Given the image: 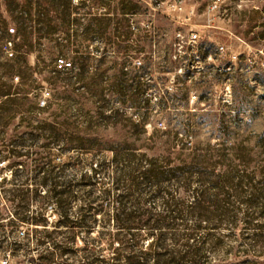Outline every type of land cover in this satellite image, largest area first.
I'll use <instances>...</instances> for the list:
<instances>
[{
  "label": "rangeland",
  "instance_id": "374dc122",
  "mask_svg": "<svg viewBox=\"0 0 264 264\" xmlns=\"http://www.w3.org/2000/svg\"><path fill=\"white\" fill-rule=\"evenodd\" d=\"M145 1L149 5L142 0H0V251L11 254L12 264H40L48 255L57 260L61 250L63 260L71 262L75 254L86 256L87 247L92 264H106V234L122 206L107 175L97 176L90 233L61 224L53 204L46 205L47 227L20 220L41 211L46 188L33 181L14 185L28 174L14 162L30 165L46 155L62 166L80 151L65 152L33 129L62 110L71 114L73 135L105 146H133L178 163L204 154L191 149L225 143L234 153L247 147L251 167L264 163V0ZM121 2L135 8L124 10ZM44 8H51L52 29L28 20L29 11ZM193 32L196 42L189 40ZM60 59L68 70H58ZM85 84L92 85L90 90ZM68 96L69 103L61 99ZM31 132L34 143L19 145ZM12 148L23 155L9 154ZM89 156V151L82 155L85 171L96 166ZM79 180L80 171L68 167L64 181ZM17 188L27 191L31 212L7 198V191ZM106 190L112 191L110 197ZM78 196L85 197L81 191ZM175 197L193 200L183 192ZM155 205L160 209L157 200L141 208ZM73 206L78 212L80 201ZM234 243L227 239L222 252L211 253L207 261L230 260L226 252Z\"/></svg>",
  "mask_w": 264,
  "mask_h": 264
},
{
  "label": "trees",
  "instance_id": "16d2710c",
  "mask_svg": "<svg viewBox=\"0 0 264 264\" xmlns=\"http://www.w3.org/2000/svg\"><path fill=\"white\" fill-rule=\"evenodd\" d=\"M121 4L124 10L135 8L124 2ZM49 10L51 8L38 9L35 13L29 11L28 20L47 24L52 29L48 24L51 21L47 14ZM66 64L65 59H60L58 70H68ZM90 86L85 84L87 90ZM61 99L70 102L69 96ZM80 115L84 116L83 113ZM70 120L71 114L65 109L61 114H55L51 121L43 120L42 126L33 129L46 133L37 136L51 138L50 144L65 152L80 150L72 161L57 166L49 156L41 155L33 158L30 165L18 162L12 165L25 166L28 172L25 181L14 182V185L30 186L33 181L46 188L40 200L41 211L33 216L23 214L20 216L23 223L33 221L35 225L47 227L46 205L53 204L61 212V224L90 233L97 210L93 190L98 174H102L113 180L114 200L122 204L116 209L113 230L106 234V264H210L207 256L222 252L226 240L231 238L235 243L226 252L230 260L218 264H264V222L258 221L264 219V163L257 162L251 167L253 158L248 155L247 147L234 153L233 146L210 144L206 149H191L194 153L203 152L197 154L201 159L194 156L195 159H179L177 163L171 158L150 157L133 146L111 147L76 137L70 130ZM84 133L87 134V130ZM30 135L22 138L19 145H32L35 135L32 132ZM14 150L7 151L14 156L23 155ZM87 151L90 152L89 159L97 162L95 167L92 165L91 170L85 171L80 164ZM106 152L113 156L109 158ZM68 167L80 171L78 182L64 181ZM79 191L85 197L80 198ZM178 192L192 196L193 200L176 198ZM7 193L11 202L18 200L16 207L31 212L27 191L17 188ZM111 193V190L105 191L106 196L110 197ZM156 200L161 204L160 209L156 205L141 208L142 204ZM78 201L79 211L74 212L73 204ZM128 204L134 206L126 207ZM143 216L145 220H142ZM149 236L151 239L146 245ZM92 243L94 241L87 244ZM62 245L55 247L62 248ZM84 250L86 256L75 254V260L71 262L63 260L64 250H61L57 260L54 255H48L40 264H92L91 249Z\"/></svg>",
  "mask_w": 264,
  "mask_h": 264
},
{
  "label": "built area",
  "instance_id": "2783aa9c",
  "mask_svg": "<svg viewBox=\"0 0 264 264\" xmlns=\"http://www.w3.org/2000/svg\"><path fill=\"white\" fill-rule=\"evenodd\" d=\"M14 29H12V32L14 34ZM198 39V34L196 32H193L189 35V40L192 41V42H196ZM13 44V41L12 40H9L8 41V45H12ZM20 236H25L26 235V232L25 231H21L19 232ZM0 264H12V256L9 252L7 253H1L0 251Z\"/></svg>",
  "mask_w": 264,
  "mask_h": 264
}]
</instances>
